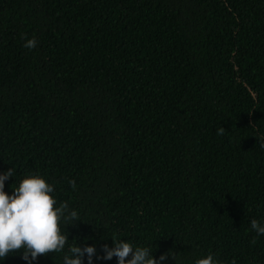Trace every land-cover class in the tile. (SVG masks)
<instances>
[{
    "label": "trees",
    "instance_id": "trees-1",
    "mask_svg": "<svg viewBox=\"0 0 264 264\" xmlns=\"http://www.w3.org/2000/svg\"><path fill=\"white\" fill-rule=\"evenodd\" d=\"M261 141L264 0H0L4 190L40 175L80 218L31 264L112 237L162 264H264Z\"/></svg>",
    "mask_w": 264,
    "mask_h": 264
},
{
    "label": "clouds",
    "instance_id": "clouds-1",
    "mask_svg": "<svg viewBox=\"0 0 264 264\" xmlns=\"http://www.w3.org/2000/svg\"><path fill=\"white\" fill-rule=\"evenodd\" d=\"M35 38L27 39L25 48L32 49L36 46ZM224 127L217 130L218 135H223ZM264 147V141H261ZM14 177V168L0 172V260L9 254L22 250V259L31 264L39 256L49 253L63 252L68 242L65 227L75 224L80 220L76 210L70 209L67 202L57 205L53 195L54 187L40 175H27L20 180L18 187L12 188V194L7 193L5 181ZM72 188H76L75 181H69ZM251 228L257 234H264V224L257 220L251 221ZM114 247L107 244L102 246L104 255L97 256L94 245L81 247L74 245L69 247L68 253L63 257V264H83V258L87 255L88 264H92L93 257L110 260L115 256L118 264H162L170 252L162 253L155 258L147 247H133L126 240H117L112 237ZM131 256L130 259H126ZM195 264H219L208 254L199 258ZM233 264L235 262L233 261Z\"/></svg>",
    "mask_w": 264,
    "mask_h": 264
}]
</instances>
